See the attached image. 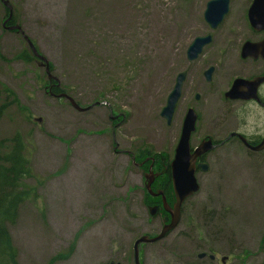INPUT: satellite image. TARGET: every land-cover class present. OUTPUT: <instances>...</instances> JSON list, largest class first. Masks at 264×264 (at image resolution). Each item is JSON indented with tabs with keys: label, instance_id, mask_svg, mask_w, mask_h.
<instances>
[{
	"label": "rangeland",
	"instance_id": "1",
	"mask_svg": "<svg viewBox=\"0 0 264 264\" xmlns=\"http://www.w3.org/2000/svg\"><path fill=\"white\" fill-rule=\"evenodd\" d=\"M9 2L22 31L3 27L8 12L0 0V95L9 103L0 141L24 136L34 175L28 182L38 188L9 227L18 260L50 264L58 255L54 264H136L135 242L161 231L160 216L146 206L145 173L153 165L157 178L165 166L159 170L152 155L136 164L134 154L146 146L173 155L177 131L161 116L169 72L190 71L192 97L219 96L222 103L226 76L209 84L203 71L219 63L226 75L228 55L205 50L188 60L194 21L201 23L194 0ZM25 36L49 61L59 91L82 111L49 93L45 67ZM216 114L201 121L214 139L234 127L228 106L211 126ZM263 123L258 109L245 132ZM209 164L197 174L201 188L184 204L180 225L159 242L144 243L141 264H264V152L233 144L213 151Z\"/></svg>",
	"mask_w": 264,
	"mask_h": 264
},
{
	"label": "flooded vegetation",
	"instance_id": "2",
	"mask_svg": "<svg viewBox=\"0 0 264 264\" xmlns=\"http://www.w3.org/2000/svg\"><path fill=\"white\" fill-rule=\"evenodd\" d=\"M194 1L197 4H200V8L198 11V20L201 23L194 21V30L192 31V33H194L193 40L198 37H210L211 41L202 48V53L205 50H212L213 52L220 55H228L225 64V70L227 74L225 75L222 73L221 66L218 63L217 66H209L213 67L211 81L206 80L205 71L207 69L203 71L205 80L207 81V83L212 84L217 82V78L226 76L227 85H229L227 91L232 88L237 79L245 80L248 85L240 92L241 96L238 98H227L225 95L227 91L224 92V101H222V103H220L219 96L218 99H211L212 96L207 97L195 92L194 96L192 97L193 86L186 84V81H188L190 77V71L186 70L187 76L183 83L181 95L176 103L171 121L169 122L166 119L167 125L177 131L176 137L170 144L173 155L166 156V164L164 169L166 176L170 179L171 185V162L174 158L175 151L184 128L187 112L190 108H193L197 113L196 129L194 132H192L190 138L192 152L205 139H211L215 144V147L213 149L198 157L197 163L207 162L209 164V156L213 151H215L217 148H226L227 146L233 144H236L240 147L241 150L252 153L253 155H259L264 152V149L260 151L254 150V147L264 142V123L261 127H257V130L253 133L245 132V128L251 120V116L253 115V113L258 109L264 112V25L262 26V24H260L258 26L250 19V10L254 0H229L228 8L223 12L222 17L220 18V20H218L216 25H212L205 16L207 5L211 0ZM185 2L189 5L193 4L192 0H185ZM240 15H242V20L240 19ZM6 17H8V15ZM16 22L17 21L15 20V17H13L8 25L13 26L18 23ZM187 23L191 24V20H189V18L186 24ZM245 44H250L251 46L247 50L246 56L243 55V47ZM180 72L172 68L169 72L171 84L168 91L166 92V104L168 98L175 88ZM48 83L49 87V85L51 84L49 79ZM203 100H205L204 103L202 102ZM227 106L231 114V123L234 127L230 129V131H226L225 133L223 130H218V139H214L213 137L207 135V133H204V130L201 127V121L202 119L207 120L210 113L216 110V119L210 125L218 126L220 121L223 120V118L218 115V112L224 110ZM206 113L209 114L204 117ZM225 135L227 136L225 137ZM244 139L246 140V142L244 141ZM198 171L200 170H197V174ZM160 198L161 204L163 205L162 197ZM186 201L184 202V204L186 203ZM174 203L175 196L170 206H173ZM184 204L182 206V215L184 211ZM152 205L159 206L158 204ZM150 206L151 205H147V208L149 209ZM165 213L166 214H164L159 206L158 215L161 218V229L165 224L164 218L166 216H168L169 218L167 220V223H170L171 221V215L169 214V212L165 210ZM176 229L177 228L169 232L167 236H169ZM142 245L143 244L140 245V248ZM140 254H143V252L140 251ZM111 264H114V262H112Z\"/></svg>",
	"mask_w": 264,
	"mask_h": 264
},
{
	"label": "water",
	"instance_id": "3",
	"mask_svg": "<svg viewBox=\"0 0 264 264\" xmlns=\"http://www.w3.org/2000/svg\"><path fill=\"white\" fill-rule=\"evenodd\" d=\"M4 5L9 9V15L8 18L5 21L4 26L6 27L7 22L11 20L13 17V7L10 4L9 0H1ZM229 0H211L206 8L205 16L206 19L212 24L216 25L218 20L222 17L223 12L228 8ZM250 19L253 23H256L258 26L262 24L264 25V0H254L251 10H250ZM9 29H17L19 31L21 30L20 25L16 26H10ZM25 39L29 43V46L31 50L33 51L34 55L38 57L45 66L46 73L50 80H57V78L52 75L49 62L48 60L39 53L35 45L32 43V41L29 39L28 36H25ZM211 41L210 37H198L194 40V42L191 44L189 50H188V58L189 60H194L198 58L200 53L202 52L203 46L208 44ZM250 44H245L243 47V55H247V50L250 48ZM212 72L213 67H210L206 72V79L208 81L212 80ZM187 73H181L177 79L176 86L171 93L170 97L168 98L167 104L163 108L161 115L170 122L172 118V114L175 110L176 103L181 95V87L183 81L186 79ZM58 85V84H57ZM248 85V83L245 80L237 79L235 83L233 84L232 88L226 92L227 98H238L240 97V92ZM54 95V94H53ZM55 96L59 98H66L70 101L72 106L77 109L78 111H82L83 108L80 107L77 102L69 95L65 93L55 94ZM247 96V95H246ZM38 121H41V118L37 119ZM196 121H197V113L193 108H190L183 132L181 134L179 143L176 148L174 159L171 163L172 168V183L174 188V193L176 197V202L174 204V207H170L167 204L166 196L164 191L158 190L153 191L152 190V184L155 181L156 173L153 171L152 166L150 167L148 173L145 175L146 179V189L153 195V196H161L163 200V206L164 208L170 213L171 215V222L165 223L162 231L159 235L156 237L150 238L149 236H142L140 240H137L134 244V251H135V263L141 264L140 262V255H139V246L141 243H153L159 240H162L166 237V235L173 229H175L180 220H181V209L182 205L187 200V198L195 195L200 190V184L198 182L196 172L198 169L202 171H207L209 169V165L206 162H200L197 164V159L202 154L210 151L215 147V144L211 139H205L202 141V143L194 149L192 152L191 144H190V138L192 135V132L196 129ZM246 142V140L244 139ZM264 149V142L259 144L258 146L254 147L255 151H260ZM158 206H151L149 211L151 215H156L158 212ZM169 218L165 217L164 222H166ZM205 257V254L202 253L199 255V258ZM211 259H214L215 256L211 255ZM120 264V263H118Z\"/></svg>",
	"mask_w": 264,
	"mask_h": 264
},
{
	"label": "trees",
	"instance_id": "4",
	"mask_svg": "<svg viewBox=\"0 0 264 264\" xmlns=\"http://www.w3.org/2000/svg\"><path fill=\"white\" fill-rule=\"evenodd\" d=\"M30 59L31 57H26ZM6 96L10 102L18 107L24 108L18 96L5 89ZM54 92L59 93L58 88ZM1 93V91H0ZM8 102L1 103L0 95V118L4 115ZM25 138L20 132L9 139L8 144L0 141V264H20L18 260V249L13 243L9 231L11 225H15L19 219V207L24 202L38 196V188L31 185L28 180L32 178L33 168L31 161L25 152ZM152 155L158 163L159 170L165 166L166 157L163 153L152 152L147 150L146 146L138 151L135 155V162H143L146 157ZM153 190H163L166 194L168 204L174 200L173 187L170 179L163 171L155 180ZM148 198L147 205L158 204L164 212L160 197H153L146 191ZM164 214H166L164 212ZM59 258L54 256L50 264Z\"/></svg>",
	"mask_w": 264,
	"mask_h": 264
}]
</instances>
